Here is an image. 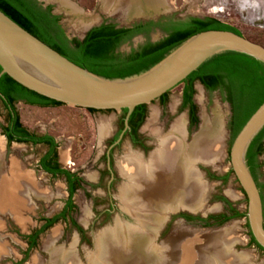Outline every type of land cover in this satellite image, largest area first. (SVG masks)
I'll return each instance as SVG.
<instances>
[{
    "label": "rangeland",
    "instance_id": "rangeland-1",
    "mask_svg": "<svg viewBox=\"0 0 264 264\" xmlns=\"http://www.w3.org/2000/svg\"><path fill=\"white\" fill-rule=\"evenodd\" d=\"M69 1L81 8L84 14H90V16L78 18L77 14L79 13L74 8L61 3L58 4L57 2L50 4L53 7V11L60 17L62 29L72 39H81L85 34L84 30L86 25L82 28L83 26L81 27L78 24V22L81 23L80 21H90L88 24L91 25L94 23V26L102 23H111L121 27L141 20H129L124 14L125 11L122 10L114 11L107 8L108 11L99 0ZM166 2L170 9L159 12L161 15L158 18H167L175 22H185L189 18H213L237 30L246 39L264 47V0H166ZM162 37L163 35L161 33L155 32L151 34L150 40L157 42ZM138 41L142 43V40L139 38L134 40V45ZM119 51L127 52L128 45H123ZM182 88V84L178 85L169 91L167 97L181 93ZM179 102L180 100L166 109H147L148 113L142 127L145 126L146 121H148V124L152 121L149 126H153V119L169 126L171 116L176 121L182 118L185 114L184 112L174 114V110ZM194 102L196 107L203 102V112L226 104L223 98H220L216 93H207L203 89H197L195 91ZM15 109L18 113L20 123L29 132L39 136L46 135L55 140L57 143L59 166L63 170L75 171V174H78L81 179L82 186L73 194L72 202L74 209L66 215L64 220L58 221L43 232L38 237L36 246L28 250L27 240L25 238L35 230H38L44 224L43 220L52 218L60 214L63 210L68 199L66 183L64 178L51 177L40 169L39 161L45 153L44 148L18 143L8 145L0 131L3 166L5 168L10 167L12 161L17 164L19 163L20 165L18 166L20 169L22 168V174H26L27 172V175L34 180L35 184L37 183V186L40 185L41 190L44 189L42 191L45 195H50L48 199L44 197H31L28 208H23L20 211L19 217L23 221L21 223L14 219L10 213L1 212L0 236L1 243L4 245L6 251L0 259V264H33L34 259L45 262L48 255L44 249V245L48 236L54 230L58 232L55 245L66 249L73 245L79 261L82 264H87L88 255L95 251V237L98 233L106 228L112 227L116 218L123 223H130L129 214L121 208L118 201L119 187L122 181L117 184L116 189L112 190H106L104 188L106 181L103 182L104 185L102 188L89 186L96 182L99 168H103V164H100L97 160L104 153L105 143L113 134L107 132L101 137L98 129L75 123L54 107L38 108L18 102L15 104ZM153 110L156 111L154 118L151 115ZM219 111L223 116L224 136L222 140V152H220L218 159L213 164L206 165L202 163V165L209 169L215 176L221 177L230 170L228 154L232 142L229 131L230 108H222ZM90 114L93 121L99 119L117 126L121 112L99 111L94 113L90 112ZM6 117L7 111L0 102V127L5 126ZM208 119L212 120L213 115ZM201 123L202 120H198V127L191 131V137L188 141L186 135V142L190 143L192 137L198 132ZM159 135L165 136L167 134ZM141 136L151 138L150 141L153 144L157 141L155 134ZM127 143V140H125L115 152V159L119 163L128 154H135L127 149ZM259 163L261 165L259 181L264 183V152L259 159ZM228 193L233 194V196ZM217 196L227 199L237 212L246 213V199L234 176L230 175L224 183L217 180L207 182L203 208L197 211V213L195 212V214L197 216H206L224 212L225 208L223 204L216 200L210 202L212 198ZM179 210L180 212L184 211V209ZM169 215L171 213L168 214L167 218ZM179 221L177 220L173 226L167 225L166 232L160 238H156L158 245L173 233L177 224L181 225L183 229L190 231L196 230L197 232L213 233L228 230L235 239L232 245L233 252L246 255L248 257V264H264V253L259 252L255 246L249 244V229L247 228L246 218H234L220 227L212 228L199 225L186 226L183 222L178 223ZM163 226L164 224L160 227L158 234L161 232Z\"/></svg>",
    "mask_w": 264,
    "mask_h": 264
},
{
    "label": "bare ground",
    "instance_id": "bare-ground-1",
    "mask_svg": "<svg viewBox=\"0 0 264 264\" xmlns=\"http://www.w3.org/2000/svg\"><path fill=\"white\" fill-rule=\"evenodd\" d=\"M101 1L105 9L125 11L129 19L170 9L166 0ZM80 22L82 28L90 26V21ZM155 113L153 110L152 118ZM99 133L103 137L107 132L99 130ZM223 134V116L218 111L212 120H202L190 143L186 142L185 129L166 136L155 134V149L146 160L136 153L125 156L120 166L124 182L118 201L129 214L130 223L116 218L112 227L98 233L95 251L88 255L87 264H248L246 255L233 252L235 239L228 230L197 232L177 224L167 239L159 245L156 243L168 214L179 209L193 213L202 210L207 184L195 167L199 162L207 165L218 159ZM1 143L0 214L10 213L21 223L20 211L28 208L31 197L48 199L50 195H45L44 189L41 190L27 172L22 174L19 163L12 161L10 167L3 166ZM57 238L58 232L54 230L44 245L47 260L34 259L33 264H82L74 246L57 247ZM5 251L0 236V259Z\"/></svg>",
    "mask_w": 264,
    "mask_h": 264
},
{
    "label": "trees",
    "instance_id": "trees-1",
    "mask_svg": "<svg viewBox=\"0 0 264 264\" xmlns=\"http://www.w3.org/2000/svg\"><path fill=\"white\" fill-rule=\"evenodd\" d=\"M0 11L19 27L73 64L106 79H123L142 73L159 63L182 42L201 32L219 30L241 35L237 30L213 18H189L185 22L173 23L170 21L168 25L147 23L133 29H116L115 25L103 23L90 29L82 40H69L59 23L60 17L52 13V6L43 7L37 0H0ZM155 27H159L166 35L163 39L155 43L147 41L144 46L138 50H132L129 54L118 52L122 44L138 34L147 35ZM195 81L201 82L208 91H213L218 86L222 88L224 99L230 105L231 142L249 117L264 102V65L242 54L218 55L190 74L181 83L184 85L183 105H191L194 93L192 83ZM168 93L159 98L161 103L166 102ZM0 102L7 111L6 126L1 127L7 144L49 146V151L39 161V167L52 177H65L70 183L67 190L68 199L60 214L43 220L44 224L25 238L28 250H31L36 246L38 237L43 232L58 221L64 220L66 215L74 209L72 197L78 186L76 180L71 179V175L58 169V165L55 163L57 145L53 138L46 135L38 137L30 134L20 123L15 104L22 102L27 106L38 108L58 107L62 104L23 88L6 75L0 78ZM146 107V105L136 107L129 118V123L137 113L141 114V121H143ZM87 111L97 112L95 110ZM122 113L121 124L126 110H123ZM194 113L195 106H192L191 121L195 124L197 119ZM263 139L264 127L253 139L246 153L247 167L260 191L264 190V183L259 182V167L261 165L258 163L257 157L263 152ZM230 175H233L231 169L224 178L226 179ZM261 200H263L262 197ZM223 201L227 203L226 200ZM229 213L231 214L228 216H220L221 219L216 223V226H222L234 218H246L245 212L238 213L229 208ZM247 228L249 229L248 224ZM249 244L264 253L254 241L250 231Z\"/></svg>",
    "mask_w": 264,
    "mask_h": 264
},
{
    "label": "water",
    "instance_id": "water-1",
    "mask_svg": "<svg viewBox=\"0 0 264 264\" xmlns=\"http://www.w3.org/2000/svg\"><path fill=\"white\" fill-rule=\"evenodd\" d=\"M37 1L43 7L56 2L67 5L79 13L78 18L90 16V14H84L81 8L69 0ZM53 14L57 15L54 11ZM159 15L161 13L129 20L155 21ZM93 24L84 30L85 34L93 27L99 26ZM66 36L69 40L72 39L67 34ZM225 53L242 54L264 65L263 46L230 31L211 30L188 38L159 63L142 73L123 79H106L73 64L0 11V78L6 75L23 88L62 104L54 108L73 122L111 134L115 133L117 126L99 119L93 121L87 110L97 112L126 110L125 129L117 143L122 139L128 127V119L136 107L146 105L147 109H166L180 100L181 93L168 96L164 107L158 101L162 95L180 85L210 59ZM197 89H202L199 84L195 85V91ZM227 107L229 106L226 103L203 112L202 102L196 107L198 120H206L220 109ZM159 127L164 129L163 134L184 130L185 118L183 116L176 121L171 116L169 126L155 119H153V126H149L146 121L140 135L162 134ZM263 127L264 102L233 139L228 157L230 169L246 199V220L249 231L256 244L264 251L261 197L246 164L249 145ZM199 164L202 165V163ZM178 212L179 210L174 214Z\"/></svg>",
    "mask_w": 264,
    "mask_h": 264
},
{
    "label": "flooded vegetation",
    "instance_id": "flooded-vegetation-1",
    "mask_svg": "<svg viewBox=\"0 0 264 264\" xmlns=\"http://www.w3.org/2000/svg\"><path fill=\"white\" fill-rule=\"evenodd\" d=\"M49 6H51V5H49ZM54 15H56V14H54ZM200 19H202V18H200ZM170 21L173 22V23L175 22V21L170 20V19H167V18H158L155 21H153V20H137V21L132 22L128 26H121V27H119V26H116L115 25V27H116V29H121V28L133 29L134 27H137L139 25L143 26V25H145L147 23H153V24H159V25H168ZM102 24H100V25H102ZM105 24H111V23H105ZM112 25H114V24H112ZM155 32L161 33L163 35L162 39L166 36L161 31V29L159 27H155L147 35H145V34H138V35L134 36L133 38H131L129 41H127L124 44H122L120 47H122L123 45H128V51L127 52H121V51H119L120 47L118 49V52L119 53H122V54L123 53L124 54H129L132 50H138L139 48H141L142 46H144L147 41H149L151 43H155V42H153V41L150 40L151 34L152 33H155ZM139 38L142 40V43H140L138 41L136 43V45H134V43H135L134 40L135 39H139ZM77 40H81V39H77ZM195 84H199L201 86V88L205 92H207V93H216L218 96H220V98H223V101L224 102H226L225 99H224V97H225L224 92H223V90H222V88L220 86L216 87L213 91H208L201 82L195 81V82L192 83V89H193L194 93H195ZM183 87H184V85H183ZM183 89L184 88H182V91H181L180 102L176 106V108L174 110V114H176V113H182V112L185 113L184 114V118H185V131H186L187 141H188L190 139V137H191L190 136L191 135V131L192 130H195L198 127V116H197V110H196V106H195V102H194V93H193V96H192V99H191V105H183ZM166 100H167V98H166ZM158 101H159V99H158ZM165 103L164 104L161 103V105L164 107ZM226 103L228 104V106L230 108L229 103L228 102H226ZM192 106H195L194 116L197 119V123H195V124L192 123V121H191ZM122 112L123 111H121V114H120V116L118 118L117 127H116L115 133L111 137L108 138V140L105 143V151L99 157V159L97 160L100 164H103V168H101V169L99 168V173L96 176V182L94 184L89 185L90 187H93V188H95V187L102 188L103 185H104L103 182L106 181V185H105L104 188L106 190H112V189H116L117 188V184L120 181H122V184H123L124 179H123V177H122V175L120 173V167H119V166H121V163L122 162L119 163L118 161H116V159H115V152L121 147L122 143L125 140H127V142H128L127 143V149L130 152L137 153V155L140 156V157H142L144 160H146L148 158L149 154L155 149L156 143L153 144L150 141L151 138L140 135L141 134L142 125L144 124V122L146 120L147 113H148L147 107H146V110H145V113H144V117H143L144 119H143V121H141V114L140 113L135 114L132 117V120H131L130 123H129V119H128V122H127V126L128 127L125 130L122 139L117 143L120 134L125 129V123H124L125 116H124V119H123L122 124H121V121H120L121 118H122V115H123ZM132 113H131V115H132ZM0 126H1V124H0ZM5 126H6V124H5ZM158 129H160V132L162 134L164 133V129L163 128L159 127ZM0 131H1V127H0ZM29 133L30 134H33V135H36L34 133H31V132H29ZM36 136L43 137L45 135H43V136L36 135ZM54 142H55V140H54ZM27 145H30V144H27ZM56 145H57V143H56ZM31 146H33V145H31ZM36 146H41L42 148L45 149V153H44L43 157L47 154V152L50 149L49 146H47V145H36ZM262 148H263V152H264V139L262 140ZM55 151H56L55 163L58 165L57 166L58 169L63 170L59 166V162H58V158H57L58 157L57 147L55 148ZM263 152L261 153V155H259L257 157L258 163H259V159L262 156ZM52 165H53V163L51 164V166ZM196 168L200 172L201 177H202L203 181L206 184H207L208 181H212V180H217V181H220V182L224 183L229 178V177H227L226 179L224 178L229 171L225 175H223L221 177H218V176H215L209 169H207L206 167H204L201 164H197ZM260 168H261V166L259 167V170H260ZM64 171H66L69 175H71V179H73V180L75 179L76 180L75 182H76V184L78 186V188L76 190L80 189V187L82 186V182H81V179L78 176V174H75V171H68V170H64ZM49 176H51V175H49ZM62 178H64L65 183H66V188L68 190V187H69L70 183L68 182V180L65 177H62ZM122 184L120 185V187L122 186ZM259 194H260V197L263 198V200H261V202H262V209L264 210V190L263 191H260L259 190ZM213 200H216V201L220 202L221 204H223V206L225 208V211L222 212V213H219V214H214V215L212 214V215H206L205 217H201V216H197L195 213L190 212V211H187V210H184L182 212H180V210H179V212L177 214H171V215H169V217L167 218V220H165L167 222L164 223V226H163L164 228L162 227L161 232L159 234H157V237L160 238L161 235L166 232L167 225H172L173 226V224L177 220H182L183 221V224L186 225V226H198L199 225V226L209 227V228H212V227H220V226H216V223L219 222L220 219H221L219 217L222 216V215H227V216L230 215L231 213H229V208L234 209V206L227 199H225L223 197H219V196L214 197V198H212L210 200V202H212ZM223 200H226L227 203H225ZM204 206H205V204H204ZM263 214H264V212H263ZM246 223H247V221H246ZM256 250H258L259 252H261L257 248H256Z\"/></svg>",
    "mask_w": 264,
    "mask_h": 264
},
{
    "label": "crops",
    "instance_id": "crops-1",
    "mask_svg": "<svg viewBox=\"0 0 264 264\" xmlns=\"http://www.w3.org/2000/svg\"><path fill=\"white\" fill-rule=\"evenodd\" d=\"M99 1H101V0H99ZM101 3H102V1H101Z\"/></svg>",
    "mask_w": 264,
    "mask_h": 264
}]
</instances>
